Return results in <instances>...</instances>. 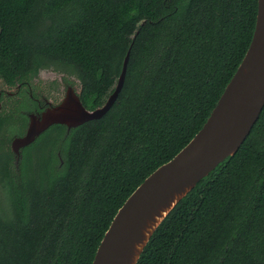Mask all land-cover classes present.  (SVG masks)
Masks as SVG:
<instances>
[{
	"label": "trees",
	"instance_id": "obj_1",
	"mask_svg": "<svg viewBox=\"0 0 264 264\" xmlns=\"http://www.w3.org/2000/svg\"><path fill=\"white\" fill-rule=\"evenodd\" d=\"M257 12L258 0H0L6 84L61 64L95 109L131 49L123 89L102 118L51 126L21 150L18 167L1 135L10 214L0 213V264H92L127 198L203 127ZM11 119L0 113V131ZM138 264H264V108L238 151L167 215Z\"/></svg>",
	"mask_w": 264,
	"mask_h": 264
},
{
	"label": "water",
	"instance_id": "obj_2",
	"mask_svg": "<svg viewBox=\"0 0 264 264\" xmlns=\"http://www.w3.org/2000/svg\"><path fill=\"white\" fill-rule=\"evenodd\" d=\"M128 51L115 90L103 105L88 109L81 90L69 87L56 106L38 117L30 114L27 132L12 140L16 156L55 124L68 129L102 118L121 93L130 59ZM264 108V0H258L255 30L236 73L203 127L172 159L160 165L115 214L92 264H138L150 238L173 208L219 164L234 155ZM18 160V158H17Z\"/></svg>",
	"mask_w": 264,
	"mask_h": 264
},
{
	"label": "rangeland",
	"instance_id": "obj_3",
	"mask_svg": "<svg viewBox=\"0 0 264 264\" xmlns=\"http://www.w3.org/2000/svg\"><path fill=\"white\" fill-rule=\"evenodd\" d=\"M50 71L52 72L50 76H43L41 75L37 79H33L32 83L35 87H37L41 92H37V97L42 100V103L44 102L43 99L47 98L50 100L53 105L57 104L59 101H61L66 93L67 86H73L76 92H79L81 90V84L80 80L78 79V76L76 73L61 65L56 64L54 66H51L50 68H45L42 70L43 72ZM54 80V81H52ZM0 86L5 87L4 81L0 78ZM28 100V98L26 99ZM24 100L22 102L21 107L22 111H17L15 114L13 113V108L8 109L6 111L1 112L2 115H12V117H15L12 121H8L3 125V129L0 131V140H2V137L4 140L7 138H12L14 134H19L23 127L26 124V118L29 116L31 112L36 113L38 110L30 101ZM22 99H18V102H21ZM34 103V102H33ZM37 105L36 103H34ZM31 107V108H30ZM20 116V117H17ZM26 117V118H25ZM4 135V136H1ZM8 141H6L7 143ZM0 213L2 214H10V201H9V194H8V188L3 181L0 178Z\"/></svg>",
	"mask_w": 264,
	"mask_h": 264
},
{
	"label": "flooded vegetation",
	"instance_id": "obj_4",
	"mask_svg": "<svg viewBox=\"0 0 264 264\" xmlns=\"http://www.w3.org/2000/svg\"><path fill=\"white\" fill-rule=\"evenodd\" d=\"M42 70L43 69H41L39 71V73L36 77L30 78V79L24 80V81H16L15 84H13V85L6 84L4 82L5 87L0 86V113L3 111H6L8 109H12V108H13L14 114L17 111L21 112L22 108H23V107H21L22 102L28 98V100H26V101H30L32 104H33V102L38 103L37 105L40 108V110H38L36 113L31 112L30 114H35L38 117H40L44 110H46L49 107L56 106L59 102H61V101H59L57 104L53 105V103L50 100L45 98V99H43L44 102L42 103V100L37 97L36 91L37 92H41V91L33 85L32 80L37 79L41 75L50 76L52 73L50 71H47L46 73L45 72L42 73ZM52 81H54V80H52ZM69 87H73V86L68 85L67 89ZM67 89H66V91H67ZM18 99H22V101L17 103ZM30 114L28 116V121L26 122V124L23 127V129L21 130V132L19 134H14L13 137L11 138L10 147H11L12 140L14 138L21 137V136L26 134L28 126H29ZM17 117H20V116H17ZM13 118H15V117H13ZM12 120L13 119H11L10 121H12ZM4 142L6 143V140H4ZM7 143H9V142H7ZM23 148H21V150ZM21 150H20V155H18V156H16V154L14 153V157H15L14 158V166L15 167H18V165H19V161L21 158ZM17 158H18V160H17Z\"/></svg>",
	"mask_w": 264,
	"mask_h": 264
}]
</instances>
